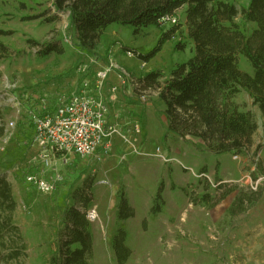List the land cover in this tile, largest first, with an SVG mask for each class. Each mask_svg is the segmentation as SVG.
Returning <instances> with one entry per match:
<instances>
[{"label":"rangeland","instance_id":"rangeland-1","mask_svg":"<svg viewBox=\"0 0 264 264\" xmlns=\"http://www.w3.org/2000/svg\"><path fill=\"white\" fill-rule=\"evenodd\" d=\"M228 1L238 10L248 2ZM183 10L179 9L172 18L179 28L177 33L144 63L131 51L141 55L152 51L161 34L171 28L170 21L138 35H133L132 27L109 25L94 53H89L77 47L68 13H58L52 0H0V43L5 48L0 53V174L11 185L17 204L13 220L26 245L24 256L9 264H48L68 193L87 178L93 182L92 208L98 216L91 223L94 246L90 264H116L111 238L117 227L127 233L131 256L126 264H264V181L258 182L254 191L259 194L258 201L246 204L239 215L232 217L229 213L236 192L264 176L255 170L257 162L264 165V152L255 153L261 143L263 118L248 95L240 92L233 100L240 110L252 114L258 130L252 146L238 159L230 153L210 154L202 143L181 140L171 133L158 93L148 94L146 102L137 100L141 93L135 89L138 78L158 71L163 84L172 69L193 56ZM54 16L57 19L50 21ZM235 22L247 33L253 28L240 17ZM178 43L184 44L185 49L177 50ZM45 44L56 45L61 53L39 55ZM124 48L131 50L132 57L126 55ZM96 60L102 69L115 64L128 74L124 86L127 96H122L120 89L118 98L122 96L129 105L123 120L130 127L137 124L140 132L133 138L132 133L122 135L137 153L115 134L108 140L110 149L102 162L75 158L62 169L63 178L55 190L41 194L25 181L26 176L39 173L34 159L39 148L33 142L34 128L28 114L41 108L51 111L59 98H68L83 79L93 78L101 69L95 65ZM238 64L241 70L251 73L243 57L239 56ZM117 73L112 69L105 82L107 88L119 85ZM220 165L226 168L224 179L217 174L218 169H223ZM203 170L212 183L218 177L219 182L228 181L229 185L224 184L221 190L209 186L205 179L196 177ZM160 184L164 207L160 214L151 215V203ZM122 186L135 216L118 223L114 209L116 193ZM232 187L236 190L212 209L204 204L193 205L192 200L205 188L214 204L224 189Z\"/></svg>","mask_w":264,"mask_h":264},{"label":"trees","instance_id":"trees-1","mask_svg":"<svg viewBox=\"0 0 264 264\" xmlns=\"http://www.w3.org/2000/svg\"><path fill=\"white\" fill-rule=\"evenodd\" d=\"M52 5L58 13H68L77 47L89 53H94L109 25L132 27L133 35H138L147 28H160L166 24L165 17L184 8L186 36L193 46V56L172 69L163 84L159 82L160 72H150L137 79L135 89L158 93L167 129L179 139L196 140L210 154L237 156L252 146V138L258 130L252 114L240 110L233 100L236 94L244 92L263 118L261 143L256 146L255 153L264 152V0H248L240 10L228 0H52ZM237 17L253 28L248 33L241 29L235 22ZM56 19L54 16L49 20ZM178 29L171 24V28L161 34L156 47L146 55L124 50L146 63ZM176 48L183 50L185 46L178 43ZM3 51L5 48L0 43V53ZM51 53H61V49L45 44L39 55ZM239 56L247 61L251 73L239 68ZM1 118L0 113V122ZM255 170L256 174L264 175L261 162L255 164ZM92 186V179L87 178L68 193V203L62 212L48 264H90L94 240L87 212L93 205ZM222 187L217 188L221 190ZM235 190L236 187L224 189L213 204L205 188V192L192 202L212 209ZM162 193L160 184L151 203V215L161 213ZM259 198L258 193L247 188L239 190L229 207L230 215L243 213L246 204ZM116 199L115 221L133 218L135 212L123 186L119 187ZM16 206L11 185L6 176L0 174V264L17 263L25 254L26 245L13 220ZM126 237V231L118 227L112 234L111 249L116 264H126L131 256Z\"/></svg>","mask_w":264,"mask_h":264},{"label":"built area","instance_id":"built-area-1","mask_svg":"<svg viewBox=\"0 0 264 264\" xmlns=\"http://www.w3.org/2000/svg\"><path fill=\"white\" fill-rule=\"evenodd\" d=\"M173 15L165 17L163 21L177 24L172 19ZM126 55L132 57L131 52H126ZM112 69L118 71L115 75L119 85L107 88L105 82ZM127 78L128 74L122 68L115 64L109 65L107 69L101 68L97 71L93 78L83 79L79 88L68 98H59L51 111L41 108L39 112H29L34 128L33 142L39 148L34 158L38 162L39 173L26 176L25 181L28 184L41 194L53 192L62 181V169L69 166L75 158H93L96 162H102L110 149L108 140L115 134H119L123 141L131 146L133 153H137L134 145L124 136L126 134L107 124L109 108L116 104L118 93L120 89L123 90ZM150 93L157 95L154 91H141L137 100L146 102ZM131 128L132 134H139L140 127L137 124ZM232 158L238 159V156L233 155ZM163 160L166 162L168 159ZM181 167L185 169L182 165ZM196 177L205 179L207 184L215 189L228 184V181L212 183L209 176L203 172ZM248 178L252 181L249 175ZM262 181L264 176L257 177L252 181L254 185L244 188L254 192L259 185L258 182ZM87 219L91 223L98 220L94 208L88 210Z\"/></svg>","mask_w":264,"mask_h":264},{"label":"crops","instance_id":"crops-1","mask_svg":"<svg viewBox=\"0 0 264 264\" xmlns=\"http://www.w3.org/2000/svg\"><path fill=\"white\" fill-rule=\"evenodd\" d=\"M95 65H98L99 67L101 66L98 63L97 60L95 62ZM125 90L126 89L123 88L122 93H121L122 96H127V94L125 93L126 92ZM127 92H129V91H127ZM122 96L120 97V99L118 98L117 104H115L114 106H112L111 109L109 110L107 124L112 125V126H115L116 129L119 132H124V133H126L127 136H129V135H131L130 133H132V131H131V127L132 126L130 127L129 123L126 122L125 120H123L124 114H126V110H127V113H129V110H128L129 109V105L123 100ZM133 137H134V135L132 134V138ZM222 167L220 165L219 168H222ZM202 172H204V171H202ZM229 172L231 173L232 171H229ZM217 174H218V177L220 179L223 178L222 176H225L226 175V168L223 167L222 171H220V172H219V169H218L217 170ZM165 203H166V201H165Z\"/></svg>","mask_w":264,"mask_h":264}]
</instances>
